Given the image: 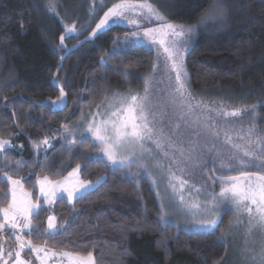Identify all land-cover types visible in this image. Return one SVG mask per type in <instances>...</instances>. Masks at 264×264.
Instances as JSON below:
<instances>
[{
	"label": "trees",
	"instance_id": "obj_1",
	"mask_svg": "<svg viewBox=\"0 0 264 264\" xmlns=\"http://www.w3.org/2000/svg\"><path fill=\"white\" fill-rule=\"evenodd\" d=\"M118 2L57 0L56 15L46 10L47 0H0V138L12 146L0 156V164L7 160V175L19 179L33 201H38V178L60 180L77 164L81 180H102L72 204L62 199L54 204V234L45 232L49 210L41 207L25 238L59 253L91 252L95 264H221L227 253L223 233L229 214L208 233L162 226L147 181L135 183L127 173L69 153L64 145V128L94 109L111 90L139 88L151 65L153 55L145 47L114 51V41L130 33L128 29L109 26L92 35L103 12ZM149 2L170 22L183 24L198 20L211 0ZM221 2L228 8L223 27L198 28L186 53L188 90L202 105L207 101L221 117L239 125L243 130L238 134L252 124L264 134V0ZM69 21H84L86 31L66 37L61 46ZM61 88L65 104L53 110L47 103L58 100ZM251 105H256L254 111ZM233 109H241L240 115H222ZM45 138L49 147L42 152L39 145ZM81 147L89 148L90 142L83 141ZM234 154L220 157L223 167L207 163L206 172L221 177L223 169L240 167L229 160ZM17 162L23 163L17 167ZM2 177L7 176L0 170V205H6L9 184Z\"/></svg>",
	"mask_w": 264,
	"mask_h": 264
},
{
	"label": "snow or ice",
	"instance_id": "obj_2",
	"mask_svg": "<svg viewBox=\"0 0 264 264\" xmlns=\"http://www.w3.org/2000/svg\"><path fill=\"white\" fill-rule=\"evenodd\" d=\"M45 8L48 12L58 15L57 0H47ZM228 18V8L221 2V0H211V3L205 9L199 19L194 23L177 24L170 22L167 17L161 13L149 0H119L109 8L104 17L96 24V29L93 30L92 35L95 36L96 32L102 29L109 23L110 20L115 22L126 21L128 25L135 26L131 33H125V42L135 43L136 41L147 40L149 43L163 49L166 54L167 61L171 62V70L175 73L176 86L172 89L170 103L174 109L178 107L183 115L178 117V122L175 128L178 130L181 127L179 121L185 120V116L189 115L195 107H200L201 102L192 105L191 100L195 97L188 90L187 84V71L184 67V48L188 42L196 35L198 28H206L209 24L218 25L223 27ZM147 21V23H144ZM153 21L159 22L158 26H148ZM67 32L72 33L76 31L75 24L65 26ZM142 31V36H141ZM129 37L134 38L130 40ZM65 36L60 37L61 46L64 45ZM119 42V38L114 41ZM149 81L145 80L144 95L130 94L128 98L115 97L111 102L107 96L104 97L101 104H98L97 111L90 113V120H85L86 131L94 138L95 143L91 145L113 166L119 164L121 168L131 169L133 166L138 169H147L148 165L145 156H152V149L146 146V142L151 141L155 148L160 150L165 157H170L171 163L183 172L180 168L182 161L177 158L174 153H179L183 161L199 162L200 155L197 153L196 146L185 148L184 141L176 136L175 133H166L164 122L162 119L158 120L156 113L150 111L148 102ZM64 91L60 90V97L58 98L63 102ZM188 98L187 101L185 98ZM178 101V103H177ZM101 107L104 111H99ZM254 111L256 105H251ZM187 109V111H185ZM241 109H233L232 111H225L223 116H239ZM166 115V112L164 113ZM210 119V117H209ZM197 122L201 120V116L196 117ZM206 129H215L216 124L204 123L202 125ZM225 139L227 142L232 143L236 154L229 157V160L238 161L240 167L232 168V171L238 174H225L220 178L222 187L219 193H211L208 200L203 205L200 203H192L191 209L196 211L193 215H201L199 226L202 228L214 229L218 226V221L221 219L217 215V204L220 201L231 202L235 209L240 214H247L248 216V230L252 231L254 228L264 230V171L250 170L264 169V134L257 133L256 126L250 125L247 132L243 135L237 134L238 139L245 140L243 145L234 143L228 135V129H224ZM214 136L219 135V131L212 133ZM74 134L71 130H66L64 138L67 141L68 137ZM43 144H48V139L42 141ZM75 144V140H72ZM10 144L7 139L0 138V152L6 150V146ZM214 147V145H213ZM167 149V150H165ZM69 147V153L72 152ZM187 153V154H186ZM259 162V163H257ZM23 162H17L19 167ZM154 166L163 168L159 161H154ZM224 166L222 162V167ZM231 167V165H229ZM81 169L80 164H77L67 177L62 180H51L47 175L43 176L37 182L40 185L41 195L45 196V203H53L57 192L67 193V199L71 202L76 198L79 193L82 197L84 192L92 186L90 181L79 179L78 173ZM0 170L7 176V182L11 185L8 190L11 194L10 200L6 205H0V231L7 229L15 230L10 235L15 236L16 250L11 248L5 253L3 244L0 243V261L2 264H9V260L14 259V264H31L30 261L22 259L21 252L25 247L29 248L32 252L37 254L43 252L45 255L40 259V264H46V259L49 255H61L66 257L69 264H95L93 255L89 252L86 256L78 253L63 251L61 253L51 252L46 247L34 245L31 240H25L23 236L28 235L24 233V229H31L33 219L39 218V211L41 204L39 201L33 202L28 193L21 184L19 179H14L12 176L7 175L8 162L4 161L0 164ZM168 186L172 188L173 192H182L183 186L187 184V180L181 179L177 176L172 168L167 169ZM71 178H75L74 180ZM99 183V181H97ZM179 184V189L177 188ZM83 190V191H82ZM8 192H5V196ZM180 203L185 204L184 196L180 195ZM168 213L165 211L164 206L161 205V211L158 220L163 226L166 223ZM55 217H48V228L54 229L56 227ZM23 234V235H22ZM7 255L8 259H5ZM260 264H264V248L260 251ZM256 259L255 256L252 257Z\"/></svg>",
	"mask_w": 264,
	"mask_h": 264
},
{
	"label": "rangeland",
	"instance_id": "obj_3",
	"mask_svg": "<svg viewBox=\"0 0 264 264\" xmlns=\"http://www.w3.org/2000/svg\"><path fill=\"white\" fill-rule=\"evenodd\" d=\"M102 3V2H101ZM100 3V4H101ZM112 7V6H111ZM110 7V8H111ZM107 11V10H106ZM99 19V21L104 17L105 12ZM99 21L97 23H99ZM64 24V21H61ZM70 22V21H69ZM84 21H71L70 24H65L64 26H71L75 24L76 31L69 33L65 27V37L74 36L80 37L86 31V28L83 26ZM96 23V24H97ZM144 23H147L145 21ZM95 24V27H96ZM159 22L153 21L152 24L148 26H158ZM109 26H120L125 29H128L129 32L134 30L135 26L128 25L126 21L121 22H113L109 21L107 25H105L103 30ZM94 27V28H95ZM93 28V29H94ZM96 29V28H95ZM93 31V30H92ZM142 36V31H141ZM130 40L134 38L129 37ZM192 39L188 42L186 47L184 48V67H185V56L188 52ZM131 46H142L145 47L148 51H150L153 55V59L148 71L141 76L140 87H128L122 91L119 90H111L107 93V97L109 102L113 100L115 97L119 99L120 97L128 98L130 94H139L140 96L144 95V87L145 80L149 81V92H148V102L150 111L156 113L157 119H162L164 122V127L166 133H175L176 136H179L181 140H183L185 148H190L196 146L197 153L200 155L199 162L195 161H183V158L179 156V153H174V155L181 159L182 163L179 166L183 168V172L179 171V168L171 163L170 157H165L163 153L155 148V145L152 144L151 141L146 142V146L152 149V156H145V160L147 162V169H138L133 166L130 170L121 168L119 164L113 166L111 162L107 160V157L103 156L102 153H99L93 148L91 145L95 143L94 138L90 133L86 131L85 120H90V113H94L97 111V107L90 111L84 112V114L73 124L64 128L62 139L64 140V145L67 148L71 147L72 152H76L80 156L85 159L96 161L101 160L105 162L110 169L113 170H121L122 172L127 173L133 181L136 183L140 180H145L148 182L151 190L154 192L156 200L158 202L159 212L161 211V205L164 206L165 211L168 213L166 218L165 225H169L174 227L177 231L181 232H200V233H208L216 229H208L202 228L199 226V220L201 215H193L196 211L195 209H191L192 203H200L203 205L206 200H208L209 195L213 192L219 193L222 185L215 180H213L205 170V165L207 163L211 164H220L222 163L221 156L235 153V149L232 146V143H229L225 139V131L224 129H228V135L231 137L232 142L243 145L245 143L244 140L238 139V133L243 130L239 125L231 123L228 119L220 116L219 112L215 109V107H211L208 105V102H203V105L200 103V107H195L194 110L185 116V120L179 121L181 127L177 130L175 128L176 123L178 122V117L183 115L184 113L170 103L171 101V93L172 89L176 86L175 82V73L171 70V62L167 61L166 54L163 52V49L158 50L157 45H153L149 43L147 40L136 41L135 43L125 42V36L119 39L117 46L114 48L115 52L124 51ZM186 69V68H185ZM187 84H188V75H187ZM60 97V96H59ZM187 101V97L185 98ZM198 100H191L192 105H196ZM178 103V101H177ZM53 110L61 109L65 104V98L63 96V102L59 99L56 101H49L47 103ZM101 104V103H100ZM99 111H104V108L101 107ZM187 111V109H185ZM166 112V115L164 114ZM201 116V120L197 122L196 117ZM210 117V119H209ZM204 123L208 124H216L217 127L215 129H206L202 125ZM66 130H71L74 134L73 136L68 137L66 141L64 138V134ZM214 131H219L218 136H214L212 133ZM72 140H75V144L72 143ZM88 140L90 142V147L84 149L81 147L83 141ZM214 145V147H213ZM49 147V142L47 145L41 143L39 145V149L42 152H45ZM12 148L11 144L6 146V150ZM5 150V151H6ZM167 150V149H165ZM3 152H0V156ZM187 154V153H186ZM154 161H159V163L163 166V168H157L154 166ZM171 167L173 172H176L177 176H179L183 180H187V184L183 186L182 192L177 191L173 192L172 188L168 186L167 169ZM253 170V169H250ZM221 175L225 174H238L235 171H229L228 169H223ZM68 174L65 176L67 177ZM79 179V173H78ZM3 180L7 182V177H2ZM38 178L35 182V188L37 193L38 201L42 202L41 207H44L49 210L46 219V230L47 234H54L57 231V228L49 229L48 228V217L52 215V208L54 204L58 200H65L68 204H72L76 199L80 198V194L78 193L76 198H74L71 202L67 199V193L57 192L56 197L53 199V203H45L46 197L41 195L40 185L37 182ZM63 179V178H62ZM60 179V180H62ZM75 179V178H71ZM102 180L96 183H92V186L89 187L83 195L93 191ZM8 183V182H7ZM22 184V183H21ZM11 185L9 184V189ZM177 188L179 189V184L177 183ZM83 191V190H82ZM9 197L11 198L10 192H8ZM180 195L184 196L185 204L182 206L180 203ZM31 198V195H30ZM32 200V198H31ZM33 201V200H32ZM37 202V201H33ZM229 214L231 217L230 222L227 226V229L223 233V240L227 247L226 256L221 264H260V251L264 248V230L260 228H254L251 232L248 230V216L247 214H240L236 211L235 206L231 204V202L220 201L217 204V215L221 218L224 214ZM160 214V213H159ZM2 219V218H1ZM221 220V219H220ZM219 220V221H220ZM218 221V223H219ZM55 223V221H54ZM56 225V224H55ZM31 229L25 228L24 233H29ZM15 232V230L7 229L5 231H0V243L3 244L5 253L11 248L13 251L16 250L15 244V236L10 235V233ZM23 235V234H22ZM25 240V236H23ZM55 252V251H51ZM58 253L59 252H55ZM41 258L44 257V253L41 252L39 254L32 252L29 248L25 247L21 252L22 259L30 261L31 264H40V259H37V256ZM255 256L256 259L252 257ZM5 259H8L7 255H5ZM2 264V261H0ZM9 264H14V259L9 260ZM46 264H69L66 257L61 255H49L46 259Z\"/></svg>",
	"mask_w": 264,
	"mask_h": 264
},
{
	"label": "water",
	"instance_id": "obj_4",
	"mask_svg": "<svg viewBox=\"0 0 264 264\" xmlns=\"http://www.w3.org/2000/svg\"><path fill=\"white\" fill-rule=\"evenodd\" d=\"M220 178H221V177L213 176V179H214L216 182H218V183H220ZM220 184H221V183H220Z\"/></svg>",
	"mask_w": 264,
	"mask_h": 264
}]
</instances>
